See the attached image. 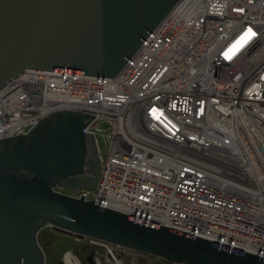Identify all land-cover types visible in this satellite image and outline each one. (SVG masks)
Segmentation results:
<instances>
[{"label": "built area", "instance_id": "2783aa9c", "mask_svg": "<svg viewBox=\"0 0 264 264\" xmlns=\"http://www.w3.org/2000/svg\"><path fill=\"white\" fill-rule=\"evenodd\" d=\"M59 110L95 116L101 165L55 191L264 257V0H177L114 77L25 69L0 139Z\"/></svg>", "mask_w": 264, "mask_h": 264}, {"label": "water", "instance_id": "95a60500", "mask_svg": "<svg viewBox=\"0 0 264 264\" xmlns=\"http://www.w3.org/2000/svg\"><path fill=\"white\" fill-rule=\"evenodd\" d=\"M177 0H0V88L25 69L114 77ZM94 115L59 110L0 139V264H45L52 225L177 264H264L237 250L55 191L94 189Z\"/></svg>", "mask_w": 264, "mask_h": 264}, {"label": "rangeland", "instance_id": "374dc122", "mask_svg": "<svg viewBox=\"0 0 264 264\" xmlns=\"http://www.w3.org/2000/svg\"><path fill=\"white\" fill-rule=\"evenodd\" d=\"M102 141V140H101ZM61 192L70 191L65 186ZM37 240L45 254V264H66L67 255L75 259L77 264H160L158 256L131 248L108 243L106 246L93 244L83 235L59 229L52 225L42 227Z\"/></svg>", "mask_w": 264, "mask_h": 264}, {"label": "bare ground", "instance_id": "6f19581e", "mask_svg": "<svg viewBox=\"0 0 264 264\" xmlns=\"http://www.w3.org/2000/svg\"><path fill=\"white\" fill-rule=\"evenodd\" d=\"M66 264H77L75 259H72L70 255H67ZM117 264V263H116ZM119 264V263H118Z\"/></svg>", "mask_w": 264, "mask_h": 264}]
</instances>
